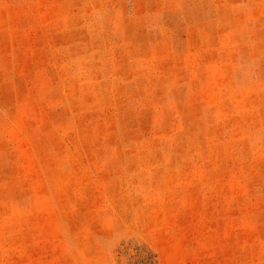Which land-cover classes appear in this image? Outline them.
I'll return each mask as SVG.
<instances>
[{"label": "rangeland", "instance_id": "374dc122", "mask_svg": "<svg viewBox=\"0 0 264 264\" xmlns=\"http://www.w3.org/2000/svg\"><path fill=\"white\" fill-rule=\"evenodd\" d=\"M0 264H264V0H0Z\"/></svg>", "mask_w": 264, "mask_h": 264}]
</instances>
